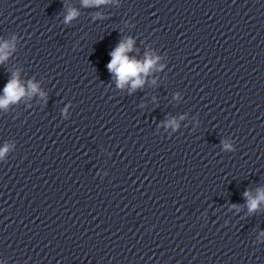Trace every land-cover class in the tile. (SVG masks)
I'll return each instance as SVG.
<instances>
[{
  "label": "clouds",
  "instance_id": "obj_1",
  "mask_svg": "<svg viewBox=\"0 0 264 264\" xmlns=\"http://www.w3.org/2000/svg\"><path fill=\"white\" fill-rule=\"evenodd\" d=\"M104 2V0H97V3ZM89 0H84L85 6H88ZM77 15L76 11L73 10L65 18V22H70ZM132 41L128 40L127 42H121L111 53V60L107 65V68L110 73H113L118 80V86L123 87L125 83L131 82L133 89L142 86L144 80L140 78V74H147L155 63L153 59H146L143 62L130 59L126 53L132 50ZM7 45H4L6 48ZM4 48H0V62L6 58L4 54ZM29 87L33 92H35L36 85L30 84ZM4 97L0 98V107L7 105L9 102L16 101L19 97L25 94V89L20 85L18 79L13 78L10 80L4 88ZM173 125L175 121L170 122ZM4 150H0V157L3 156ZM245 197H248V207L250 211L257 209L260 202H264V192L256 198H251L250 193L245 192Z\"/></svg>",
  "mask_w": 264,
  "mask_h": 264
}]
</instances>
